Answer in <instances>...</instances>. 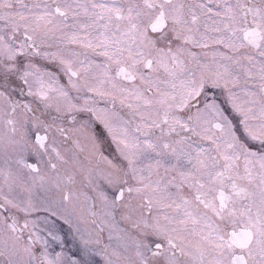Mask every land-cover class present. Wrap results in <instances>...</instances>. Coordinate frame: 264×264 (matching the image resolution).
Returning a JSON list of instances; mask_svg holds the SVG:
<instances>
[{
  "label": "snow or ice",
  "instance_id": "1",
  "mask_svg": "<svg viewBox=\"0 0 264 264\" xmlns=\"http://www.w3.org/2000/svg\"><path fill=\"white\" fill-rule=\"evenodd\" d=\"M0 264H264V0H0Z\"/></svg>",
  "mask_w": 264,
  "mask_h": 264
}]
</instances>
